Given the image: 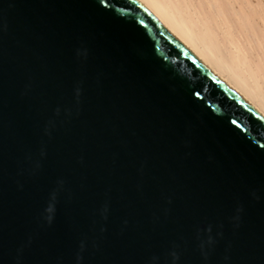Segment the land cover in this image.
I'll return each instance as SVG.
<instances>
[{"label":"water","instance_id":"1","mask_svg":"<svg viewBox=\"0 0 264 264\" xmlns=\"http://www.w3.org/2000/svg\"><path fill=\"white\" fill-rule=\"evenodd\" d=\"M0 264H264V115L139 0H0Z\"/></svg>","mask_w":264,"mask_h":264},{"label":"bare ground","instance_id":"2","mask_svg":"<svg viewBox=\"0 0 264 264\" xmlns=\"http://www.w3.org/2000/svg\"><path fill=\"white\" fill-rule=\"evenodd\" d=\"M264 115V0H139Z\"/></svg>","mask_w":264,"mask_h":264}]
</instances>
